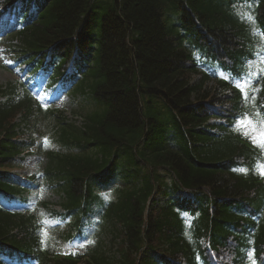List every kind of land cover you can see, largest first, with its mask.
<instances>
[{"label": "trees", "instance_id": "obj_1", "mask_svg": "<svg viewBox=\"0 0 264 264\" xmlns=\"http://www.w3.org/2000/svg\"><path fill=\"white\" fill-rule=\"evenodd\" d=\"M38 1V20L19 33L13 52L29 58L31 67L52 54L59 75L58 64L78 50L85 75L74 94L89 100L76 110L86 126L62 113L46 114L14 89L0 101V264H78L44 255L33 214L1 204L21 203L12 194L32 186L9 174L28 146L13 140L21 133L18 114L31 126H40L45 115L70 150L63 157L48 154L42 175L77 219L88 183L97 200L91 181L109 182L111 175L100 171H120L132 182L102 205L86 264H264V183L258 155L232 127L241 117L238 93L197 70L191 59L196 49L210 63L240 68L261 54L264 0L255 9L261 34L244 29L235 14L232 5L243 0ZM262 83L264 94V77ZM164 129L175 132L173 148L163 146ZM182 189L196 200L146 210L153 191Z\"/></svg>", "mask_w": 264, "mask_h": 264}, {"label": "rangeland", "instance_id": "obj_2", "mask_svg": "<svg viewBox=\"0 0 264 264\" xmlns=\"http://www.w3.org/2000/svg\"><path fill=\"white\" fill-rule=\"evenodd\" d=\"M1 48H2V46L0 45V49ZM16 71H17V69L14 71V73H12L10 71H7V68H4V69L0 68V86H4L5 83H7V81L10 79H15V78L19 77V75L17 73L15 74ZM247 83H248V80H247ZM43 84L44 83L42 81L41 88H39V90L43 89L42 88ZM248 84L250 85V83H248ZM46 94L52 98H56V105H59V107L66 108L67 114H70V112H69L70 109H75V102L73 101V98H71V101H69L67 94H65V93L59 94L58 91L50 90V89L46 90ZM258 120H264V118L258 119ZM46 135L48 137L49 133H47ZM38 142L41 143V140H38ZM45 144L48 148L53 146V143L52 142L50 143L49 140H47ZM44 158H45V153H42L41 155L39 153L38 154H36L34 152L31 153V156H29V159H28L30 164L27 163L29 165L27 168L34 170V167H33L34 165H37V164L42 165L43 163L46 162V160ZM25 169H26V167H25ZM18 171L20 172V171H22V169L19 167ZM40 195H41V199L46 200V201L57 202V199H58V195L51 193V191H48L47 188H45V189L41 188L40 189ZM73 220H74V218H72V217L67 218L63 222V224L61 226H59L60 229L64 232L65 236L68 233L67 231H69L74 226ZM66 228H67V230H66ZM44 235L46 238L51 239L52 242H54L56 244V250L61 251V252L74 250L75 245L78 248H80L84 244V242H80L79 239H77V238L74 239V241H71L70 239L68 241L67 240L62 241L60 239L59 235H55V230L51 229V228L47 229L46 233L44 232ZM68 242H70V244H72V245H69Z\"/></svg>", "mask_w": 264, "mask_h": 264}, {"label": "snow or ice", "instance_id": "obj_3", "mask_svg": "<svg viewBox=\"0 0 264 264\" xmlns=\"http://www.w3.org/2000/svg\"><path fill=\"white\" fill-rule=\"evenodd\" d=\"M248 7H250V5ZM244 15L247 19L254 21V18L250 15V13H246ZM261 71H264V69H261ZM253 75H255V73H253ZM237 87L241 89L245 99H247V90L250 87V85L247 83V79H243L242 82H237ZM255 115L259 117L260 114L257 112ZM236 125L238 130H240L243 135L251 139L255 145L264 149V120H254L253 118L249 117L247 113H245L243 114L242 119L237 120ZM243 171H246V169ZM261 174H264V165L261 166Z\"/></svg>", "mask_w": 264, "mask_h": 264}]
</instances>
